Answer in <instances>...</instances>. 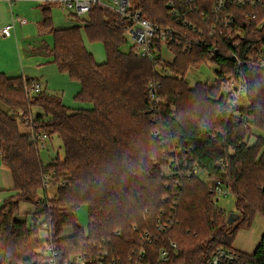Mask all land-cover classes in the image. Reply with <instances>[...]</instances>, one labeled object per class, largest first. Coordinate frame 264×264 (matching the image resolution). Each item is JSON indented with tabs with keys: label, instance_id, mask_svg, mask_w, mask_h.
<instances>
[{
	"label": "trees",
	"instance_id": "trees-1",
	"mask_svg": "<svg viewBox=\"0 0 264 264\" xmlns=\"http://www.w3.org/2000/svg\"><path fill=\"white\" fill-rule=\"evenodd\" d=\"M135 1L145 19L180 26L166 16L163 0ZM214 1L194 4L208 12ZM40 8L41 29L52 37V45L42 41L40 51L59 73L80 84L75 100L92 108L74 110L45 90L32 95L29 90L39 80L0 72V159L13 181V194L0 204V264H43L48 247L56 251L57 264L78 254L96 259L103 252L104 264H136L140 249L148 264H208L218 249L238 255V261L223 264H264V236L251 254L232 246L254 215L264 218V72L230 59L257 57L264 42V10L235 8L233 28L213 39L206 33L207 46L218 49L214 55L208 48L184 52L169 46L172 60L163 59L167 72L159 74L132 47L123 49L125 29L107 9L94 6L83 25L55 29L53 6ZM198 14L189 21L205 32ZM236 28L244 36L234 35L239 45L234 50L225 36ZM85 41L101 45L103 63L96 62ZM207 62L217 67L215 84L189 88L186 73ZM238 78L249 105L233 109L222 85ZM150 82L159 85L160 100L151 112ZM35 109L41 113L33 117ZM237 112L252 121L244 126ZM28 117L32 127L25 123ZM22 125L27 131L21 132ZM30 129L49 140L59 138L64 158L44 165ZM175 163L179 167L170 169ZM195 165L230 190L234 213L212 204L213 192L198 176H187ZM45 175L61 179L55 185L57 199L43 208L38 227L17 221L19 204H33L44 193ZM82 205L88 211L86 228L77 221ZM43 225L45 238L38 234ZM163 249L169 253L166 262L159 260Z\"/></svg>",
	"mask_w": 264,
	"mask_h": 264
},
{
	"label": "built area",
	"instance_id": "built-area-1",
	"mask_svg": "<svg viewBox=\"0 0 264 264\" xmlns=\"http://www.w3.org/2000/svg\"><path fill=\"white\" fill-rule=\"evenodd\" d=\"M7 3L12 6L18 0H6ZM33 1V0H28ZM39 6L41 5H52L53 7L63 8L68 12V16L71 18H78L84 15H88L94 6H100L103 9H107L111 13L115 14L119 20V24L124 27L125 34L127 38L130 39L132 43V48L134 53L143 60L151 62L154 64L156 71L159 74H164L167 70L162 69L161 63L164 59V51H170L169 46H181L184 52L192 51L193 47H199L202 49L208 48L209 53L212 55L216 54L218 51L217 47L212 46L211 48L207 46V42L204 40V36L207 33V37L213 39L220 36L223 30L227 28H233L236 22V15L234 14L235 8L245 9L248 6H258L261 10H264V0H215L213 5L209 8L208 12H199V6L196 7L195 2H201L203 0H163L168 7L166 10V16L171 19L175 25H180L177 28L170 25H159L151 22L149 19H145L142 16L143 9L139 7L135 0H35ZM194 8H192V7ZM195 12L199 13L198 18L202 20L203 24H206L207 28L204 32L202 29H198L195 25L190 23L189 17H191ZM250 16L245 17L248 20ZM27 24L26 19L17 16H11L8 24L0 28V36L2 38H8L12 35L16 25ZM188 31V32H187ZM238 34L244 36L243 31L240 28H236L234 32H229L225 38L230 41L232 48L235 50L239 47L236 41H232L234 35ZM197 35V37L193 36ZM259 51L256 58L251 55L249 61L243 62L238 57L233 56L230 58L237 65L246 64L254 68L259 69L264 72V42L259 44ZM171 52V51H170ZM29 79L28 77H23V80ZM226 87V91L222 93L224 97L231 104L233 109H236L240 103V99L245 98V88L244 82L241 78L230 79L229 81L223 83ZM159 85L150 82L148 85V91L150 95V112L156 111V106L159 104L160 100L158 97ZM43 90L42 84L40 82H35L29 93L32 95L39 94ZM20 114L19 116H21ZM236 117L239 120L244 121V126H246L245 117L240 112H237ZM25 123L30 124L32 127V119L30 117L25 118ZM29 131V137L35 143H37L39 149H45L46 143L49 138L43 132H38L37 134L33 132L32 129ZM158 136L157 132L154 133ZM221 165V163H220ZM179 167L178 163L170 166V169H177ZM223 171V169L221 170ZM201 173L198 166L190 168L187 176H200ZM207 176V175H205ZM50 176H45L43 181L44 195L41 196L39 201L35 203V207H46L48 205L47 191L51 189ZM209 179V178H208ZM207 189L213 192L212 204L217 206L218 201L221 198L227 196H233L229 189H226L218 180H210L207 185ZM177 190V189H176ZM118 232H114L117 234ZM172 248H175V244H171ZM46 259L43 264H57L56 257L57 253L52 247L46 249ZM107 253H99L96 259H92L83 255H74L65 261L63 264H104V258ZM169 253L167 250H161L159 254V260L166 262L168 260ZM136 264H148L145 263V252L143 249L137 254ZM208 264H223L224 262H236L238 261V255L228 249H218L208 260Z\"/></svg>",
	"mask_w": 264,
	"mask_h": 264
},
{
	"label": "rangeland",
	"instance_id": "rangeland-1",
	"mask_svg": "<svg viewBox=\"0 0 264 264\" xmlns=\"http://www.w3.org/2000/svg\"><path fill=\"white\" fill-rule=\"evenodd\" d=\"M20 4L22 8L26 9L28 12V15H26L25 18L28 20L29 23H31V25L28 26V28L30 29V27L34 23H36L35 19L36 17H38V8L36 7V5L34 6L37 9L24 2H21ZM33 8H34L33 12H30L31 9ZM82 20L85 22L87 20V16L84 15L74 20L73 18L68 17V12L63 8L53 7L52 9V22L55 23V26L57 27H62L69 24L71 25L75 24V26H81L83 25ZM12 36H14V34ZM43 37H44L43 40L46 43V45L51 46L52 37L49 34L48 35L46 34ZM16 39L19 43L18 46L21 52V64L23 66L24 71L32 76H37L38 78H40L39 80H41L42 84L46 87L45 90L46 94L50 95L51 93L58 95L62 99L63 104L74 110H79V109L89 110L92 108L89 103L77 102L75 100V97L78 94V91L80 90V84L70 79L67 74L59 73L56 70V66L53 65V63H51L50 57L48 58L43 55H39L37 52H32L30 50L25 49L24 40L30 43L34 41V39H37L36 30H31V31H24L23 29L19 30V32H17L16 34ZM127 39H128L127 45L123 48L125 50H128L129 47H132V43L130 39L129 38ZM85 43L87 50L93 53L95 60L98 63H103V61L105 60V53L101 45L99 43H89L87 41ZM34 46L35 45H33V47ZM172 57L173 55L170 51L169 52L164 51V61H168V60L170 61L172 60ZM163 68L164 67L162 66V69ZM216 69L217 67L213 63L207 62L206 64H201L199 67L192 68L191 70H189L186 73V82L189 88H193V86L198 83H202L204 85H209V86L214 85L216 79V75H215ZM226 90L227 89L223 84L222 93H224V91ZM238 102L240 103L239 106L241 107L249 105V103L246 101V94H245V98L240 99ZM0 108L3 109V106L1 104H0ZM40 113L41 111L39 109H35L33 111V117H35L37 114ZM244 119L245 122L248 123L252 121L247 117H245ZM20 130L21 132L23 131L25 132L26 130L25 126L24 125L20 126ZM261 137L264 138V133H261ZM39 151H40L39 154L40 160L44 165L50 164L57 156L59 157L60 160H62L65 155L61 141L59 140V138L55 136H51V140L47 141L45 149H39ZM2 166L3 164L0 159V186L5 184L6 179L4 177H7L6 173L8 171L6 168ZM2 170L5 171L6 173H4ZM45 176H50L49 180H51V185H52L51 189L47 191L48 194L47 196L49 197V199L47 200L48 203L47 206H50L53 200L57 199L55 192L56 191L55 185L61 183V179L58 177H53V175H45ZM199 178L204 182V184L207 187V185L209 184L208 177L200 174ZM42 186H43V182H42ZM42 195L44 194H40L39 198H37V200L33 204L26 202L20 203L18 206L19 212L16 213L14 218L17 221H20L22 219H26L25 217H27L25 221L29 225L32 224L33 226L38 227L43 218L42 211L44 209L42 207L39 208L35 207L36 206L35 203L39 201ZM217 207L223 212H225L227 215L230 213H234L235 203L233 196H227L225 198H221L217 203ZM19 214L22 215V217H20ZM77 221L79 222L81 227L83 226L84 228H86L88 225V211H87V207H85L84 205L79 207L77 211ZM237 232H238L237 236L232 243L234 249L238 252H243L246 254L253 253L260 239L262 238V236H264V218L260 217L259 215H254V219L250 227L248 229L240 228V230H238ZM38 234L39 237L42 238H45L47 236L45 225L41 227Z\"/></svg>",
	"mask_w": 264,
	"mask_h": 264
},
{
	"label": "crops",
	"instance_id": "crops-1",
	"mask_svg": "<svg viewBox=\"0 0 264 264\" xmlns=\"http://www.w3.org/2000/svg\"><path fill=\"white\" fill-rule=\"evenodd\" d=\"M21 2L27 3L28 5H30L34 8H36V7L38 8V17H36V19H35L36 23H34L30 27V29L28 28V26H30L31 23H29L28 20L25 18V16L28 15V12L26 9L22 8V6L20 4ZM16 5H18V6H16ZM34 5H36V7ZM34 8L31 9L30 12H33ZM11 16L23 17L24 19H26L27 24L16 25L14 28V31L12 33V35L14 34V36L11 35L8 38H6V37L2 38L0 36V72L9 78L28 77V78L33 79V80H35V79L39 80L40 78H38L37 76H32L29 73H26L24 71L23 66L21 64V52H20V49L18 46L19 43L16 39V34H17V32H19V30H22V29L24 31L36 30L37 31V39H34V41H32L30 43H28V42H26V40H24V47L26 50H30L32 52H37L39 55H43L45 57H48L47 55L43 54L39 48L41 46L42 41H44L43 36L47 34L45 31H43L41 29V23H42L41 22L42 21L41 8L35 0H33V1L18 0V2H15L12 6H10L6 0H0V28L5 26L6 24H8ZM53 24H54L55 29H62V28H68V27L75 26V24H72V25L69 24L66 26L57 27V26H55V23H53ZM22 44H23V42H22ZM33 45H35V46L33 47ZM85 46H86V43H85ZM91 54H93V53H91ZM56 70L58 71L57 66H56ZM40 81L41 80H39V82ZM40 83L42 84V81ZM42 88H44L43 90H46V87L43 84H42ZM52 95H56V94H52ZM25 131H27V129ZM2 167H4V165ZM4 168H6V167H4ZM3 172L6 173L5 171H3ZM6 176L7 177H4L6 179L5 184L0 186V204L4 200H6L7 198H10V196L13 194L11 191V189L13 187V181L11 180V175H10L9 171H7ZM20 217H22V215H20ZM25 218L27 219V217H25ZM26 219H22L20 221H25Z\"/></svg>",
	"mask_w": 264,
	"mask_h": 264
},
{
	"label": "water",
	"instance_id": "water-1",
	"mask_svg": "<svg viewBox=\"0 0 264 264\" xmlns=\"http://www.w3.org/2000/svg\"><path fill=\"white\" fill-rule=\"evenodd\" d=\"M235 217V216H234ZM236 218V217H235ZM231 222V221H230Z\"/></svg>",
	"mask_w": 264,
	"mask_h": 264
}]
</instances>
